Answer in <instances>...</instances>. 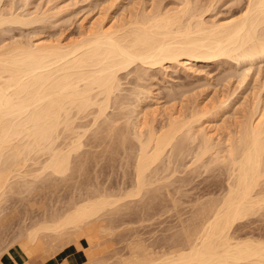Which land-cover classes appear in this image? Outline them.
<instances>
[{
  "label": "bare ground",
  "instance_id": "6f19581e",
  "mask_svg": "<svg viewBox=\"0 0 264 264\" xmlns=\"http://www.w3.org/2000/svg\"><path fill=\"white\" fill-rule=\"evenodd\" d=\"M194 1L181 0L182 5L176 4L179 5V9H173L172 11H170L171 7H169L171 9L165 10L166 8L163 9V5L159 4L161 7L157 5L158 7H154L155 10L153 9L150 12L143 5L144 8L140 7L142 10L140 9V12L138 10L139 13H134L132 16L129 12L132 17L128 15L130 18L123 19L125 20L123 22H121L122 19L120 20L117 17L120 23L114 20L118 25L113 22L115 25L110 26L107 25L106 20L109 18L104 12V17L101 19L99 17V21L96 19L97 25L94 23L95 26L84 31L85 33H81L80 38L71 39L72 41L67 43L64 40V42L61 40L56 41L55 38V41L52 42L51 39H49L50 41L47 39L49 42H46L45 39L41 40L42 38L36 40L32 38L27 41L17 40L7 44L4 43L5 45L0 46V264H3L1 262L3 253H6L12 245H19L29 260L32 257L38 260L57 257L60 259V264H108L106 258V260H102L94 256L91 252L94 245H89L92 238L99 237L102 232L100 228L104 225L100 222L103 220V216L111 211L116 212L125 201L132 203L131 200L125 199L144 197L143 195L148 194L152 189L151 186L154 190V187L157 186H154L155 180H157V177L154 178V173L160 171L158 166L163 164L160 162L167 156L168 159L169 157L173 159L172 157L177 158L181 154L189 153L191 151L189 144L192 146V144L195 145L194 143H197V146L194 150V159L190 158V162H192L190 168L194 164L203 165L205 169L211 168L212 164L214 168L218 166L217 164H223L227 167L228 181L226 189L222 191L223 194H219L220 196L216 199H214L215 197L210 199V196L209 200L199 201L198 199V208L194 205L195 202L192 204L196 209H194L190 221L186 220L188 223H183V226L181 224L183 232L180 235H182V238L179 240L172 239L174 240L173 244L170 248L167 247L168 250H164L163 247V251L161 246V249L157 248L159 252L155 247L154 250L156 249V251H154L153 245H149L150 241L146 245L147 243L144 244L139 238L136 240L137 242L135 241L130 246L129 251H131V254L126 255V257L119 256L121 259L117 263L112 262L114 264H264V237L252 234L241 236L236 233L237 229L239 230L237 228L239 221L241 222L251 214L257 213L258 210L261 209L262 211L264 209V106H262L264 104L261 105L264 100H261L259 96L260 99L258 98L259 100L253 103V107H250L249 113H246L247 119L236 130H233L234 133H231L230 129V133L225 129L226 135L227 132L229 133L225 138H217L216 133L208 129L206 124V128L203 125L201 126L200 123H205L202 117L205 115L203 110H201L203 113L194 110L189 114V118H186V116L179 117V114L176 116L173 112V115L169 113L171 115H169L166 122L160 124V127H156L154 121L157 115L153 113L151 117H148V112H145V107L143 109L142 104L135 105L139 107V111H135L137 112V116L135 115L137 117H135L136 121L131 119L134 122H131L132 128L129 127L131 130L133 129L134 132H131L134 133L139 143L137 153H135V164L133 163L134 183H132V188L129 187V190L122 192V195L119 192L120 196L117 192L113 193L111 188L112 193L105 191L106 189L102 191L95 189V192L93 190L92 193L90 192L91 194L87 193L88 195L86 194V197L83 198L70 197L71 203H65L64 206L49 205L50 203L47 204L44 200L46 194L43 192V186L45 185L42 187L36 185L39 179L43 178L40 177L43 174V176L48 175L47 177L52 175L54 177L55 175L56 179H53V183L57 180L67 182L70 175L73 176L74 173L72 174V172H76V167H78L77 170L85 168V166H80L83 164L79 165L81 168L74 165V162L76 164L74 160L76 158L73 157L74 153H78L84 145L82 137L86 135L87 130L80 131L81 121L84 117L87 116V119L88 116L93 118L94 124L98 120L101 122L103 119L108 122L106 118L110 113L107 114V110L116 105L117 107L113 108L118 111L115 114L110 111L115 115L112 116L113 114H111L112 123L103 126L108 127L107 130L112 131L114 127L118 130V127L115 126L119 120L117 119L118 114L121 109L130 104H127L128 101L124 102L127 98L120 99L123 82H121V75L131 74L132 72L137 74V71L142 69L143 73H146V69L149 71L150 68L155 66H168L165 64L178 63L183 60L211 62L226 58V60L232 59L238 64H243V62L254 63L256 60L264 58V0H246L245 6L240 8L239 11L235 12L231 8L232 11L229 10L231 12L226 15L224 20L205 18L206 10L203 7L207 5L200 6L201 3L198 5ZM229 1L234 2L235 5L238 0H226V3ZM239 2L238 4H240ZM11 5L13 6V4ZM229 7H231L230 4ZM5 8L0 7V26L5 23L26 24L25 17L23 18L19 13H14L13 7L8 8V10L12 9V11H8L9 13L5 12ZM109 8L106 7V10ZM207 8L209 9V6ZM32 20L35 21V19ZM28 21L27 23H29ZM124 71L126 72L124 73ZM122 72L123 74H120ZM141 73L142 71H140ZM141 76H138V78ZM220 102L223 103V101ZM129 107L130 105L127 109ZM150 110L152 109L150 108ZM124 112L122 114H125ZM129 113L127 119H125V116L123 121L126 126L130 124L131 114ZM154 114L155 116H153ZM80 118L81 123L78 121ZM100 118L103 119L100 120ZM202 118L204 122H201ZM77 121L80 124L76 123ZM105 121L104 123H106ZM123 122L121 123L123 124ZM91 124V128L95 126ZM118 124L120 125L119 122ZM238 124L240 123L238 122ZM208 126L210 125L208 124ZM96 127L99 128V124ZM129 128L126 127V129ZM100 129H103V127ZM116 129L112 132H116ZM119 129L121 128L119 127ZM126 129L124 128L125 131ZM99 130L97 131L99 132ZM122 131L118 130L120 133ZM114 133L115 139L122 136L120 141L123 140V143H120L117 141L118 139H114L116 142L124 145L126 141H130L127 140L128 138L126 139L127 136H130L129 133L126 137V132H124V136L122 132L121 136L119 135L120 137ZM100 134L103 135L102 133L98 135L100 136ZM106 136L102 137L105 140L108 137L111 139V136ZM109 142L108 144L111 143ZM99 145H101L100 142ZM121 148H123L122 145ZM169 151L170 155H167ZM126 152L131 154V152ZM78 155H76L77 160ZM88 155L90 156V154ZM132 157L135 158L134 155ZM82 158L84 159V157ZM178 159L180 161V157ZM165 160L167 161V159ZM166 161L165 165L168 163ZM171 162L174 161L171 160ZM130 164L132 165V163ZM176 164L178 166L179 163ZM169 165H172V163ZM172 167L175 168L174 165ZM173 168L170 167L169 169ZM162 169L164 171V167ZM175 169L174 171L177 170ZM34 170H38V173ZM162 171L160 172L162 173ZM85 172L82 173L85 174ZM86 175L84 176L88 178V175ZM160 175L162 177L163 174ZM57 176L61 178L57 179ZM165 177L167 176L165 175ZM46 179L45 182L48 181ZM160 180L158 179L157 182H160ZM69 182L71 181L69 180ZM77 182L79 183V181ZM161 184L160 182L159 185L161 186ZM169 184L171 185L172 182ZM159 185L157 187H160ZM163 188L167 190L166 187ZM50 190L48 189V192ZM158 190L160 189L158 188ZM82 191L84 193V190ZM78 192L80 193V191ZM43 194H45L44 197H42ZM161 194H163V191ZM13 197L15 199H12L10 204H6ZM144 200L148 201L149 199ZM144 200H142V204L145 203ZM121 201L123 202L121 203ZM129 209L132 208L129 207ZM191 210L193 209L191 208ZM128 213L125 214L128 215ZM149 213H151V210ZM144 217L146 218V215ZM132 218L135 219L133 216ZM109 221L112 222V220ZM118 228L116 227V229ZM243 228L241 227V229ZM113 230L115 231V228ZM113 230L108 233L111 234V232H114ZM128 231L130 232V229ZM176 234L173 236H176ZM3 242L4 245H2ZM70 244H75L77 249L82 246L87 248H84L85 250L78 252V254H70L68 251ZM110 259L112 260V258ZM29 260L25 264H29Z\"/></svg>",
  "mask_w": 264,
  "mask_h": 264
},
{
  "label": "rangeland",
  "instance_id": "374dc122",
  "mask_svg": "<svg viewBox=\"0 0 264 264\" xmlns=\"http://www.w3.org/2000/svg\"><path fill=\"white\" fill-rule=\"evenodd\" d=\"M118 1L119 2H117L116 0H0V4L2 2L0 7H6L5 12L12 11V9H13L14 13H19V14H21L20 16H22L23 18L25 17V19L27 21L29 20L28 21L29 23H27V21H26V24L25 23H16V24L5 23L4 25L0 26V46L3 45L4 43L7 44V43L15 42L17 40L18 41H21V40L27 41V40H30L32 38L35 40L42 38L41 40L45 39L44 41H46V42L49 39H51V42L55 41V39H56V41L61 40L62 42L65 41L67 43V42H71L72 40H76L77 38H80L82 36V34L85 33L84 31L89 30L90 27L97 25L96 24V23H98L97 20L99 21L102 17H104L105 13L109 18L106 20L107 25L110 26V25H115L117 22L120 23L119 21L121 19H122L121 22L127 20L128 17L129 16L132 17L134 15V13L135 14L139 13L140 9L144 8V6H145V8L149 9L148 11L151 12V11H153V9L155 10L157 5L159 7H161L160 6L161 4L163 5L162 6L163 9H164V7L166 8L165 10H169L172 8L170 11H172L173 9L177 10V9H179V5H182L181 0H144V1L143 0H118ZM195 1L198 5L201 3L200 6H202L204 4L207 5V6L204 5L206 7H203V9L205 8L204 10H206V13L204 14V16L207 19L212 18L213 20H215V19L216 20L226 19V15H229L228 13H230L232 11V9H233V11L237 12L240 10V8L245 6V2H246V0H244V1L240 0V2L238 0V1H236L237 3L235 2L236 7H234L235 6L234 2L231 3L229 1L230 3L229 2L226 3V0H195ZM195 1H194V3H195ZM238 2L240 4H238ZM11 4H13V6ZM176 4H179V5H176ZM229 4L231 7H229ZM231 4H233V5H231ZM111 5H113V7H111ZM10 6H11V8L12 7L13 8L11 10H8V8H10ZM208 6H209V9L207 8ZM106 7L109 8L110 10L109 9L106 10ZM169 7H171V8H169ZM138 10H139V12H138ZM208 10H210V11H208ZM229 10H231V11H229ZM129 12L132 14V16H131V14H129ZM108 13H109V15H108ZM38 16H39V18L37 19ZM99 17H100V19H99ZM117 17L120 18V20ZM32 19H35V21ZM123 19H125V20H123ZM114 20L117 22H114ZM94 23H95V25H93ZM109 23H112V24H109ZM116 25H118V24H116ZM79 35H80V37H79ZM227 60H226V58L225 59L223 58V60L211 61V62H207V61H195L194 62V61H190V60H183L182 61L183 63L182 62H178V63L174 62L173 64H171V63L165 64L168 66H161V67L155 66V67L150 68L149 71L146 69V71H147L146 73L145 72L143 73V69L137 71V74L135 72H132L133 74L132 73L126 74L125 73L126 71H124L125 74H123V72L120 73V74H123V75H121V82L123 81L122 82L123 86L121 85L122 90L120 92L121 93L120 99L127 98V99H125L124 102L128 101L127 104L130 103L129 104L130 107L128 109H127V107L129 105L126 108L124 107L123 108L124 110L121 109L120 113L122 114L126 109L128 111L131 109L129 111L131 113H129L127 111L129 114H131V116H130L131 118H129L130 119V124H129L130 126L129 125L126 126V123L124 124L123 121L125 119H127V116H129V115H127L128 113L125 111L124 112L125 114L121 115L118 112L119 116L117 114H116V116H118L117 119H119L118 122L120 123V125L116 121L117 123L115 122L116 123L115 126L118 127V130H120V131L123 130L122 131L123 136H124V132H126L125 137L130 134V136H129L130 138L127 136L126 139L128 138L127 140H130L131 143H130V141L125 140L127 143L125 142L124 145L120 144V143H123V140L120 141L122 139V136L120 135V134H122V132L121 133L118 132L116 127H114V129H116V132H118V133H116L115 131H114L115 133L112 132L114 129L111 131V130H107L108 127H104L105 126L104 124L107 125L108 123L111 122V120H112L111 114H113V113L115 114L118 111V110H115L113 108V107H117L116 105L110 107L108 109L109 111L107 110V114L110 113L106 118L108 122H106L105 119L100 118V120L103 119V120H101V122L103 121L102 125H101V122L99 120L97 121L96 124H94L93 118H90L89 116H88V119L90 118L89 120L86 118L87 116L82 119L83 120V121H81L82 123L85 121L82 124L80 122V120H81V118H80L78 120L81 123L80 131L83 132L84 130H87L86 131L87 133L85 132L86 135H83V137H82L83 144L84 145L86 144V145L85 146L83 145L82 148L80 149L79 152H81V154L78 155L79 152L76 154L74 153L73 157L76 158V159H74L76 161V164L74 162V165L79 166L80 164H83L80 166H82V167L85 166V168L83 167L82 170H80V169L77 170L78 167L75 166L76 169H75V167H74V169L76 172H74V171L72 172V174L73 173L74 174H73V176L70 175L67 182L57 180V181H54V183H53V179H56L55 175H54V177H52L53 175L47 177L48 175L45 174L46 178H48V179H46L45 176H43L44 174L42 176H40L43 178H40L39 181L36 183V185L38 184L37 185L38 187H40V186L42 187L43 185H45V186H43L44 187L43 192L46 194V197L44 198L45 202H47V204L50 203L49 205H52V204H56V205H63L64 204V205H66L68 203H71L70 197H73V196L76 197L77 196L78 198H81V197L83 198V197H86L85 195L87 193L88 194L90 192L92 193L93 190L95 192V189L100 190V191L106 189L105 191H107V192L112 191L113 193L117 192L118 195L120 193H121L120 195H122V192L129 190V187H130V189L132 188V186H133L132 183H134V180H133L134 179V177H133L134 176V164H135L134 162L136 160V154L135 153H137L136 150H138V146H139L138 144L139 143H138L137 139L135 138V135L133 133L134 132L133 129L131 130L129 127L132 128V123L134 122L131 119L136 121L137 112L139 111V107H136V106L139 103L143 105V109L145 107L144 110H145V112L146 111L148 112L147 113L148 117H151V115L153 113H155L157 115V116H155V114L153 115L156 117L155 121L158 120L157 122L154 121V125H156V127H160V124L162 125L163 123H165L166 120L168 119L169 115L172 114V112L176 116L179 114V117H182V116L185 117L186 116V118H189V116H190L189 114L191 112H193L194 110L199 111V113L201 112V110H203L205 115H203L202 117L204 118L205 123L204 124L200 123V124H201V126L203 125L204 127L207 125L206 127L208 129H211L214 133H216L215 136L217 138H225L227 135H229L230 131H232L231 133H234L233 130H236V128L238 126H240L244 120L247 119L246 113L247 114L249 113V111L251 109L250 107H253V103L255 101L259 100L260 98H261V100H264V58H262L261 60H256L254 63L243 62V64L241 63L242 65L235 62V60H232V59L231 60L227 59ZM229 61H231V62L229 63ZM234 63H236V64H234ZM235 66H236V68H235ZM229 69H230V72H229ZM140 71H142V73H141L142 76L140 74ZM144 71H145V69H144ZM134 74H136L137 76ZM126 75H128V76H126ZM138 76H141V77L138 78ZM137 78H138V80H136ZM138 89L142 92H140ZM174 92H175V94H174ZM138 94H139V96H137ZM125 96H127V97H125ZM137 97H138V99H136ZM130 98H131V100L129 101ZM222 99H224V100H222ZM136 100H138L139 102H137ZM220 101H223V103ZM131 102H136V103L131 104ZM219 104H220V106H218ZM262 104H264V102L263 103L261 102V105ZM262 106H264V105H262ZM134 108H135V110H134ZM150 108L152 110H150ZM154 108H156V109H154ZM210 109H211V111H210ZM171 110H174V111L176 110V111L174 112ZM110 111L113 113H111ZM135 111H137V112H135ZM151 111H153V112L151 113ZM156 111H157V113H156ZM132 112H134V114H132ZM203 112H201V113H203ZM169 113H171V114H169ZM114 114L112 116H115ZM161 114H162V116H161ZM212 114H213V116H212ZM132 115H134V116L132 117ZM187 115H188V117H187ZM125 116H126V118H125ZM161 117H162V119H161ZM113 118H115V117H113ZM163 118H165V119H163ZM203 118L201 119V122H204ZM86 119H87V121H86ZM78 121L76 123H79ZM104 121L106 123H104ZM161 121H163V122H161ZM121 122H123V124ZM238 122L240 124H238ZM91 123L94 124L95 126H93ZM155 123H157V124H155ZM90 124L93 126L92 128L90 127ZM98 124H99V128L96 127V125H98ZM208 124L210 126H208ZM211 124H212V126H211ZM102 127H103V129H100ZM119 127L121 129H119ZM122 127H124L125 129L127 127L129 129H126V131H125L124 128L122 129ZM204 127H202V128H204ZM90 128L93 130V132ZM95 128L97 130L100 129L101 131L104 130L105 132L104 131L101 132L100 130L98 132ZM225 129H226V131L229 132V133L227 132V135H226ZM229 129H230V131H229ZM95 130H96V132H95ZM223 130H224V132H223ZM110 131L112 132V134ZM131 131H133V132H131ZM217 131H219V132H217ZM97 132H98V134L102 133L103 135L100 134V136H99L97 134ZM113 133L116 134V136H118V137L121 136V138H119V139L116 138V139H118L117 141H119L120 143L115 141L116 139H115V135H113ZM94 134L98 137H96ZM106 135L111 136V139H113V140L111 141L110 137H108L105 140L103 137H105ZM133 138H135V139H133ZM109 139H110V142L112 144L109 142ZM99 142L101 143V145H99ZM108 142L110 144H108ZM107 144L110 146H108ZM194 144L195 145L192 144V146H194V148H192L191 144H189L190 146L188 145L191 148L190 149L191 151L189 153L186 152L183 155L181 154L182 156L179 155L177 158L172 157L173 159H171L170 157L168 159L167 158L168 156H167L164 158V160H163L164 162L163 161L160 162L163 164H161L159 166L157 165L158 168L160 169V171H162L163 170L162 168L164 167V171H162V173L159 171V172H157L158 174L156 172L154 173V176H155L154 178L157 177L156 178L157 180H155L157 184L154 183V186L155 185L158 186L160 182L162 184H161V186L159 185L160 187H157V186H155L156 188L154 187V190L156 189V191L152 190L153 186H151L152 189H150V191L148 192V194L151 197L146 193V195L144 194L143 195L144 197H141V198H140V196H139V198L138 197H134V198L129 197L130 199L124 198L125 200H131L132 203L130 201L127 202L124 199H122L125 202L121 201V203L123 202V204L118 209L119 212L116 209L117 210L116 212L111 211L112 213L111 212L106 213L103 216V220L100 223H102L104 225V227L100 228V230L102 231L99 234L100 236L99 237H93L89 243V245H91V246L94 245L91 248V252L94 256H96L97 258H100L102 260L107 259L106 261H108V264H110L112 261L113 262L115 261L117 263V262H119L121 257H126V255L128 256L129 254H131V251H129L130 246L133 243H135V241L138 240L139 238H140L139 240H142L144 242V244L147 243L146 245H148L151 242L149 245H151V246L153 245V250H154V247L156 249L162 248V250L164 247V250H168L170 248V246L173 244V241L175 239L179 240L182 238V235H180L183 232V230H182L183 228L181 227V224L183 226V223L187 224L190 221L189 219L192 218L191 216L194 214V211H195L194 209L198 208L197 204L199 203V201H205L206 199L209 200L210 197H211L210 199H212L213 197H215L214 199H216L221 194H223L222 191L226 189V187H227L226 185H227V181H228V178H227L228 177V174H227L228 169H227V167H225L223 164H217L218 166H216V168H214V165L212 164L211 168L205 169V168H203V165H200V164L192 165L191 164L192 165L191 168L193 170L192 171L189 166H190V163H192V162H190L191 159L192 160L194 159L193 158L194 150L196 149V146H197L196 145L197 143H194ZM121 145L123 146V148L127 147L128 149L129 148L130 149L129 150L127 148L123 149V148H121ZM116 146H117V148H116ZM110 147H112V148H110ZM133 149H134V151H133ZM126 151H128L129 153L131 152V154H128ZM86 152H87V154H86ZM97 153H98V155H97ZM88 154H90V156ZM92 154L95 158L92 156ZM76 155H78V157H79L78 160H82V161H80L82 163H80L77 160ZM133 155L135 156V158L132 157ZM167 155H170V151L167 153ZM187 155H188V157H187ZM81 156L84 157V159ZM85 157H86V159H85ZM131 157H132V159H131ZM179 157H180V161L178 159ZM182 158H183V160H181ZM87 159H89V160H87ZM165 159H167V161ZM170 159L174 162H171ZM88 161L90 164L88 163ZM165 161L168 163L170 162L169 164L172 163V165H169L168 163H167L168 165L167 164L165 165ZM206 161H208V160H206ZM84 163H85V165H84ZM87 163H88V165H87ZM130 163H132V165ZM176 163H179L178 166ZM173 165L177 170L172 167ZM80 166H79V168H81ZM194 166L196 167L195 171H197V172L194 171V168H195ZM35 167H37V166H35ZM38 167H39V165H38ZM170 167L173 169H169ZM158 168H157V171L159 170ZM88 169H89V171H88ZM174 169L176 171H174ZM204 169L207 171H205ZM35 170H36V168H35ZM92 170H94V171H92ZM37 171H35V172H37ZM82 172H85V174ZM77 173L79 174V176ZM159 173L163 174L162 177H160L161 175ZM81 174H83V175H81ZM86 174L88 175V178L84 176ZM155 174H157V175H155ZM158 175H159V178H158ZM165 175L167 177H165ZM77 176H78V178H77ZM74 177H76L77 179ZM58 178L60 179L61 177L57 176V179ZM91 178H93V179H91ZM45 179L48 180L49 182L48 181L45 182ZM75 179H76V181H75ZM87 179H89V180H87ZM158 179H161L160 182H157ZM162 179H164L165 181L167 180V181L166 182L164 180L162 181ZM69 180L71 182H69ZM77 181H79V183ZM61 182H63L64 184ZM91 182H93V183H91ZM163 182H165V183L163 184ZM168 182L169 183L172 182V184L170 185ZM225 182H226V184H225ZM130 183H131V186H130ZM46 184H47V186H46ZM77 184H79L80 186ZM124 184H125V186H124ZM61 185H63V186L61 187ZM94 185L99 187V188H97V187L95 188ZM117 185H118V187L120 185V187L118 188ZM162 185H164V186H162ZM86 186H87V188H86ZM126 186H128V187H126ZM167 186H170V187L168 188ZM50 187L53 189H51ZM163 187H166L167 190ZM78 188H80V190H78ZM110 188H111V191H110ZM158 188L161 191L158 190ZM48 189L49 190L51 189V190L48 192ZM88 189H90V190L88 191ZM107 189H109V190H107ZM124 189H126V190H124ZM170 189H172V190H170ZM82 190H84V193L85 192L86 193L85 194L82 193L83 192ZM78 191H80V193ZM152 191L156 192L157 194L156 193L154 194V192H152ZM162 191H163V194H161ZM203 192H205V193H203ZM45 194H43L42 197H44ZM117 194H115V195H117ZM67 196H69V197L67 198ZM207 196H208V198H207ZM146 197L149 199L148 201L144 200V199H147ZM158 197H161V198H158ZM16 198H18V196H16ZM58 198H60V199H58ZM155 198H156V200H155ZM12 199H15V198L14 197L11 198L6 204H10ZM198 199H199V201H198ZM58 200H61V201L58 202ZM64 200L65 201L67 200V201L65 202ZM142 200H144L145 203L142 204V202H143ZM161 200H163V201H161ZM57 202H58V204H57ZM194 202H195V204H194ZM60 203H62V204H60ZM127 203H128V205H127ZM157 203L159 205L158 207H157ZM192 204H194L197 207L195 208V206ZM155 205H156V207H155ZM161 206H162V208H161ZM129 207H131L132 209H129ZM191 208L193 210H191ZM134 209H137V210H134ZM150 210H151V213H149ZM190 211H192V212H190ZM260 211H261V209L258 210V212H257L258 214L257 213H255L254 215L251 214L250 215L251 217L249 216L247 218H244L241 222L239 221L237 224L238 225L237 228H239L240 231L237 229L236 233L237 234L239 233L241 236L252 234L254 236H260L261 235L260 237H262V236L264 237V209L261 212ZM125 213H128V215ZM142 213L144 214V216L146 215V218L142 215ZM189 213H191V214H189ZM113 214H116V215L114 216ZM119 214H121V215H119ZM108 215H110V216H108ZM147 215H149V216H147ZM106 216L109 218H107ZM117 216H118V218H116ZM132 216L135 219H133ZM188 216H189V218H187ZM123 217H124V219H123ZM141 218H143L142 219L143 221L141 220ZM108 219L112 220L113 223L111 221H109ZM121 219H122V221H121ZM110 222L113 226L110 224ZM185 224H184V226H185ZM249 224H250V226H249ZM240 226L242 228L243 227L244 228L241 229ZM109 227L112 230L115 228V231L113 230L114 232H111L112 235H113V233H115L113 236L110 233H108V232L112 231ZM116 227L117 228L119 227V228L116 229ZM128 229H130V232L128 231ZM131 230H132V232H131ZM117 232L119 235L117 234ZM174 234H176V236H173ZM178 234H179V236H178ZM137 235L138 236L140 235V236L138 237ZM172 239H174V240H172ZM142 241H140V242H142ZM148 241H150V242L148 243ZM164 241H166V242H164ZM4 242H7V241H4ZM4 242L2 243V245L5 244ZM167 247H169V248H167ZM84 248H87V247L82 246L80 249H77L75 244H70L68 251L70 254H78V252L84 251L85 250ZM156 249L154 251H156ZM158 252H159V250H158ZM106 254H107V256H106ZM111 255H113V256H111ZM119 256H121V257H119ZM113 257H114V259H113ZM110 258H112V260ZM117 258H119V259H117ZM33 259H36V258L32 257V258H30L29 261L31 262ZM58 260L60 262L59 258H58ZM113 262L111 264L115 263V262L114 263ZM104 264H106V263H104Z\"/></svg>",
  "mask_w": 264,
  "mask_h": 264
},
{
  "label": "crops",
  "instance_id": "0c3cea01",
  "mask_svg": "<svg viewBox=\"0 0 264 264\" xmlns=\"http://www.w3.org/2000/svg\"><path fill=\"white\" fill-rule=\"evenodd\" d=\"M28 260L19 245H12L1 257L3 264H25ZM29 264H60V262L57 257H49L46 260L33 259Z\"/></svg>",
  "mask_w": 264,
  "mask_h": 264
}]
</instances>
